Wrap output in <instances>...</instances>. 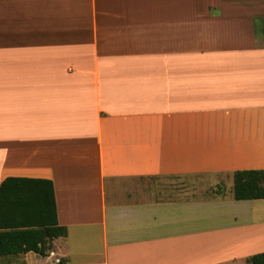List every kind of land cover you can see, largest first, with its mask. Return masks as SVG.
<instances>
[{"label": "crops", "instance_id": "0c3cea01", "mask_svg": "<svg viewBox=\"0 0 264 264\" xmlns=\"http://www.w3.org/2000/svg\"><path fill=\"white\" fill-rule=\"evenodd\" d=\"M234 1L0 0V186L52 181L67 229L0 264L264 253V199L233 178L264 170V14Z\"/></svg>", "mask_w": 264, "mask_h": 264}, {"label": "trees", "instance_id": "16d2710c", "mask_svg": "<svg viewBox=\"0 0 264 264\" xmlns=\"http://www.w3.org/2000/svg\"><path fill=\"white\" fill-rule=\"evenodd\" d=\"M234 199H264V170H241L233 174ZM59 225L52 181L8 178L0 186V255L34 252L46 256L54 239L66 237ZM264 264V253L250 258ZM58 264H66L61 260Z\"/></svg>", "mask_w": 264, "mask_h": 264}, {"label": "rangeland", "instance_id": "374dc122", "mask_svg": "<svg viewBox=\"0 0 264 264\" xmlns=\"http://www.w3.org/2000/svg\"><path fill=\"white\" fill-rule=\"evenodd\" d=\"M234 2L235 3L239 2L241 4V8L244 10L257 11V12L259 11L261 14H264V0H236ZM234 7H238V4H234ZM257 30L260 33V36H264V21L262 19L257 20ZM189 179L190 178H186V180L184 181L187 184V186H190L189 184H192L195 187V185L199 181H202L204 183L203 179L191 180L192 182H189L188 181ZM191 179H194V178H191ZM179 181L180 180L172 179V178H169V179H161V178L151 179L153 186H155V188H158V189H163V188H166L168 186H172L173 183L176 184ZM195 191H197V190H195ZM210 193L211 192H209V191L205 192L202 190L200 192L197 191L196 193H193V194L187 193V196H193L194 195L195 197L205 198V197L211 196L212 194H210Z\"/></svg>", "mask_w": 264, "mask_h": 264}]
</instances>
